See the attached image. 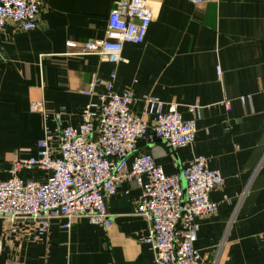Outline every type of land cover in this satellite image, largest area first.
<instances>
[{
	"label": "crops",
	"instance_id": "obj_1",
	"mask_svg": "<svg viewBox=\"0 0 264 264\" xmlns=\"http://www.w3.org/2000/svg\"><path fill=\"white\" fill-rule=\"evenodd\" d=\"M116 1L44 0L35 30L0 31V180L8 178L11 160L36 156L46 130L77 128L83 107L104 89L96 87L91 97L81 92L115 73V93L132 90L137 99L174 104L183 120L198 107L192 144L172 150L148 129L136 154H150L167 175L204 157L224 178L209 194L216 213L196 220L199 264H264V0H150L144 42L124 44L125 62L66 55L67 42L105 38ZM244 96L250 101L242 105ZM40 100L46 118L30 109ZM134 110L139 115L143 105ZM18 177L42 182L44 174ZM140 195L134 182L124 181L106 198L107 230L81 218L65 230V221L55 219L37 239L31 222L17 221L8 232L0 218V264H152L143 241L147 224L134 213Z\"/></svg>",
	"mask_w": 264,
	"mask_h": 264
},
{
	"label": "built area",
	"instance_id": "obj_2",
	"mask_svg": "<svg viewBox=\"0 0 264 264\" xmlns=\"http://www.w3.org/2000/svg\"><path fill=\"white\" fill-rule=\"evenodd\" d=\"M149 1H116L107 19L105 38L67 42L66 55H95L114 64L125 62L121 56L124 44L144 42L153 18ZM187 1L197 5L209 0ZM43 3L0 0V31L6 26L15 33L35 30ZM115 77L112 73L107 80L95 78L89 89L81 92L91 97L96 87L104 89L96 103L89 101L83 107L77 128L57 125L46 130L37 142L35 157L8 163V178L0 180V218L6 220L8 232H13L17 221L31 222L37 239L55 219L65 221V230L80 218L107 230L112 220L106 198L115 195L122 182H134L141 190L134 213L147 224L143 241L152 249V264H199L194 248L199 230L196 220L216 213L217 204L209 194L224 186V178L208 168L204 157H194L179 172L167 175L150 154H136L148 129L172 150L192 144L198 107L192 108V118L183 120L174 104L151 96L137 99L132 90L115 93ZM239 101L243 105L250 100L244 96ZM138 103L143 110L136 115ZM222 104L230 110L228 100ZM30 109L46 118L43 100L31 104ZM32 170L44 174L42 182L18 177L19 172Z\"/></svg>",
	"mask_w": 264,
	"mask_h": 264
}]
</instances>
